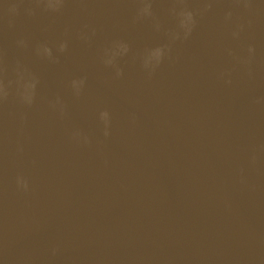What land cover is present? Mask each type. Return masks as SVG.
Instances as JSON below:
<instances>
[{
    "label": "water",
    "instance_id": "water-1",
    "mask_svg": "<svg viewBox=\"0 0 264 264\" xmlns=\"http://www.w3.org/2000/svg\"><path fill=\"white\" fill-rule=\"evenodd\" d=\"M0 84V264H264V0H0Z\"/></svg>",
    "mask_w": 264,
    "mask_h": 264
},
{
    "label": "clouds",
    "instance_id": "clouds-1",
    "mask_svg": "<svg viewBox=\"0 0 264 264\" xmlns=\"http://www.w3.org/2000/svg\"><path fill=\"white\" fill-rule=\"evenodd\" d=\"M144 14H148V7H144L141 10ZM230 15V13L228 14ZM178 16V20H179V27L184 31V35L187 36V34L191 31V27L193 24V14L190 11H186V10H182L179 13H177ZM233 35H236V33H233ZM61 48H63V45H61ZM44 52L47 54L48 50L45 48ZM248 52L251 53L252 52V48L249 47ZM162 55V50L161 49H156L153 51V53L151 54V59L155 60L157 63L160 60V57ZM80 84H82L83 82L80 81ZM25 94L23 95V100L27 103L31 102V89L34 87V83H28L25 84ZM78 88V87H77ZM6 95L5 89H4V85L0 84V96H4ZM101 117L102 119L107 118V114L106 113H101ZM107 134V132H105V135Z\"/></svg>",
    "mask_w": 264,
    "mask_h": 264
}]
</instances>
